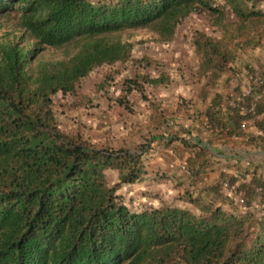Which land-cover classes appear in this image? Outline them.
I'll return each instance as SVG.
<instances>
[{"label": "trees", "instance_id": "1", "mask_svg": "<svg viewBox=\"0 0 264 264\" xmlns=\"http://www.w3.org/2000/svg\"><path fill=\"white\" fill-rule=\"evenodd\" d=\"M202 15L221 32L220 38H194L207 86L226 71L253 86L264 67L236 62L237 52L264 43V0H0V264H264V215L256 216L260 205L264 213L262 178L224 182L234 189L225 196L236 209L253 208L256 217L227 213L195 192L185 196L195 212L166 204L133 210L118 194L147 177L154 142L177 152L180 142L193 154H179L191 185L206 169L209 152L180 137L175 113L161 133L119 150L68 133L58 120L57 96L76 95L95 69L129 56L132 45L114 35L148 29L169 42L186 19ZM50 50L61 55L49 58ZM137 81H127L128 89ZM246 87L216 94L210 105H226V115L205 111L204 129L230 138L254 120L264 134L257 120L264 97L253 114L241 113L261 91L253 86L244 96ZM105 170L117 171L116 183ZM214 188L213 196H220L221 184Z\"/></svg>", "mask_w": 264, "mask_h": 264}, {"label": "rangeland", "instance_id": "2", "mask_svg": "<svg viewBox=\"0 0 264 264\" xmlns=\"http://www.w3.org/2000/svg\"><path fill=\"white\" fill-rule=\"evenodd\" d=\"M197 33L221 37V32L211 26V20L205 15L186 19L169 42L158 41L156 34L148 29L114 35L132 45L129 56L123 62L95 69L78 85L76 95L55 98L63 130L80 133L98 147L132 149L166 129V118L171 113L178 114L174 120L179 118L183 110L176 105H203L205 98L230 93L237 86L246 87L242 84L243 77H234L229 71L207 86L199 71L200 55L193 44ZM60 55L55 50L47 53L49 58ZM237 58L236 62L244 58L253 66L259 64L258 69L264 67V43L238 51ZM133 78L138 79V84L130 90L127 81ZM147 78H157L160 82L150 85L144 82ZM152 146L146 158L147 177L122 187L118 194L133 210L143 205L166 204L195 212V207L185 200L186 192H195V186L186 172L183 148L176 146L177 152L156 142ZM105 175L110 184L117 182V171L105 170ZM220 184L228 195L224 182Z\"/></svg>", "mask_w": 264, "mask_h": 264}, {"label": "crops", "instance_id": "3", "mask_svg": "<svg viewBox=\"0 0 264 264\" xmlns=\"http://www.w3.org/2000/svg\"><path fill=\"white\" fill-rule=\"evenodd\" d=\"M258 66L259 64H256L255 68L258 69ZM259 70L261 69L259 68ZM242 84H246L245 81ZM227 93L221 92L219 94L224 97ZM213 98H205V104L203 105H176L177 108L183 110L184 114L181 113L179 118L173 120V126L178 130L180 137L189 140L192 144L199 141V148L203 147V149L209 152L207 153L209 164L194 181V197L199 194L203 199L207 198V200L211 201V198H213L214 205L221 207L223 211L230 214H245L251 212L253 215L254 212L256 213V210L253 208H247L246 210L236 209L239 207L225 196L223 188L222 191H219L220 196H216V194L213 196L211 189L225 181H235L236 185H239L248 183L253 177L264 180V143L258 141V137L263 138L264 134L256 128L254 120L248 121L244 125L245 127L239 136L230 138L224 133L219 134L218 131L204 129L206 127L205 113L209 109L218 111V115L220 116L226 115V105H210ZM213 106L214 109L212 108ZM176 115L178 114H174L173 117H176ZM257 120L262 121L264 124V113L258 116ZM197 127L201 128V130L197 129ZM192 128L195 130H192ZM190 130L192 131L191 137L189 134H186ZM174 144L179 148H183L182 153L184 154V159L193 155L188 153L189 150H184L185 148L180 142H175ZM258 198H256L257 202Z\"/></svg>", "mask_w": 264, "mask_h": 264}, {"label": "built area", "instance_id": "4", "mask_svg": "<svg viewBox=\"0 0 264 264\" xmlns=\"http://www.w3.org/2000/svg\"><path fill=\"white\" fill-rule=\"evenodd\" d=\"M262 72H264V70ZM252 83H253V86L260 88L261 91L259 92V94L257 96L254 97V99H253V101H252V103H251V105L249 107H243V108H241V113L243 115L253 114L254 111H255L256 102L258 100H260L262 97H264V74L263 75H261V73L258 74L253 79V82ZM253 86L246 87V89L244 90V96H248L250 94L252 95V93H253ZM247 122H245V124H247ZM223 186H224L225 189H227L228 195L232 196L233 190H234L233 187H230L227 183H224ZM239 203H241V204L243 203V200L241 198L239 199ZM263 215H264V213H263V207L260 205L258 207L257 216L258 217H261Z\"/></svg>", "mask_w": 264, "mask_h": 264}]
</instances>
